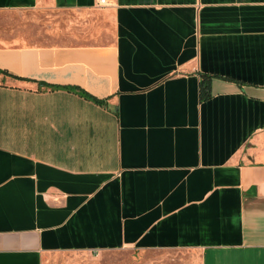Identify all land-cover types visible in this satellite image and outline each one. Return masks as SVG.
Wrapping results in <instances>:
<instances>
[{
    "label": "crops",
    "instance_id": "0c3cea01",
    "mask_svg": "<svg viewBox=\"0 0 264 264\" xmlns=\"http://www.w3.org/2000/svg\"><path fill=\"white\" fill-rule=\"evenodd\" d=\"M120 248L264 264V0H0V264Z\"/></svg>",
    "mask_w": 264,
    "mask_h": 264
},
{
    "label": "rangeland",
    "instance_id": "374dc122",
    "mask_svg": "<svg viewBox=\"0 0 264 264\" xmlns=\"http://www.w3.org/2000/svg\"><path fill=\"white\" fill-rule=\"evenodd\" d=\"M190 256L167 251L142 252L120 248L100 254L74 253L48 257L47 264H190Z\"/></svg>",
    "mask_w": 264,
    "mask_h": 264
},
{
    "label": "trees",
    "instance_id": "16d2710c",
    "mask_svg": "<svg viewBox=\"0 0 264 264\" xmlns=\"http://www.w3.org/2000/svg\"><path fill=\"white\" fill-rule=\"evenodd\" d=\"M11 75V74H10ZM210 75H203V78L201 79V82H200V97L201 99H207L209 97H211L212 93H211V81H210ZM67 89L71 90V91H75L77 92L78 94L88 98V99H91L95 102H98V103H104V99H99L91 94H89L87 91L81 89V88H78V87H66Z\"/></svg>",
    "mask_w": 264,
    "mask_h": 264
},
{
    "label": "built area",
    "instance_id": "2783aa9c",
    "mask_svg": "<svg viewBox=\"0 0 264 264\" xmlns=\"http://www.w3.org/2000/svg\"><path fill=\"white\" fill-rule=\"evenodd\" d=\"M98 4L99 5H106L107 4V0H98Z\"/></svg>",
    "mask_w": 264,
    "mask_h": 264
}]
</instances>
